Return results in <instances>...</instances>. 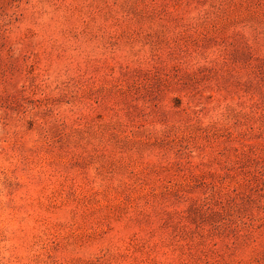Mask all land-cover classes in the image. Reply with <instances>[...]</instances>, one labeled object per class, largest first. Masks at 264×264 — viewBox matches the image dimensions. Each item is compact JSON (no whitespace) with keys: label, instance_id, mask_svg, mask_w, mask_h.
<instances>
[{"label":"rangeland","instance_id":"1","mask_svg":"<svg viewBox=\"0 0 264 264\" xmlns=\"http://www.w3.org/2000/svg\"><path fill=\"white\" fill-rule=\"evenodd\" d=\"M0 264H264V0H0Z\"/></svg>","mask_w":264,"mask_h":264}]
</instances>
